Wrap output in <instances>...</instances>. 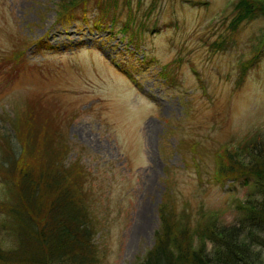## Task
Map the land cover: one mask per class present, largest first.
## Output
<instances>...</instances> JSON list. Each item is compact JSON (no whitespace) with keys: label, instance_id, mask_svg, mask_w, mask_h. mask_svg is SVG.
<instances>
[{"label":"rangeland","instance_id":"rangeland-1","mask_svg":"<svg viewBox=\"0 0 264 264\" xmlns=\"http://www.w3.org/2000/svg\"><path fill=\"white\" fill-rule=\"evenodd\" d=\"M55 1L0 0V118L36 104L83 150L95 264L150 247L165 176L178 200L234 223L242 189L213 182V150L264 135V55L249 63L246 44L262 19L232 25L233 0H86L62 23ZM23 46L16 70L2 64Z\"/></svg>","mask_w":264,"mask_h":264},{"label":"trees","instance_id":"trees-1","mask_svg":"<svg viewBox=\"0 0 264 264\" xmlns=\"http://www.w3.org/2000/svg\"><path fill=\"white\" fill-rule=\"evenodd\" d=\"M86 2L56 0V21H76L71 11L83 9ZM231 3L232 25L262 19L246 41L251 63L264 55V0ZM15 38L18 45L35 42L19 34ZM24 46L11 52L14 57H2V64L9 59L16 70ZM37 48L43 49L39 41ZM144 54L142 61L147 60ZM127 60L122 61L125 66ZM39 113V107L29 103L0 118L7 123H0V264H95L101 221L82 183L83 150L66 139L57 120ZM263 136L251 135L235 148L222 145L213 150V182L229 179L230 185L242 189L235 199L234 223L225 224L216 208L192 209L178 200L165 176L152 244L132 264H264Z\"/></svg>","mask_w":264,"mask_h":264}]
</instances>
